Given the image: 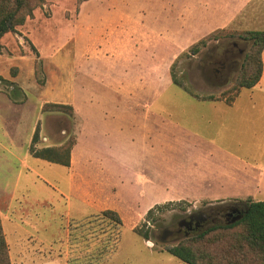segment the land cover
Segmentation results:
<instances>
[{
  "label": "rangeland",
  "instance_id": "rangeland-1",
  "mask_svg": "<svg viewBox=\"0 0 264 264\" xmlns=\"http://www.w3.org/2000/svg\"><path fill=\"white\" fill-rule=\"evenodd\" d=\"M79 2L43 0L33 10L32 17L18 26L15 34L8 33L0 45L4 60L16 58L19 66L11 65L0 75V145L5 150H14L19 158L23 151L29 153L36 129L35 149L72 144L71 150H81L82 126L94 133L97 123L111 124L114 116H131L135 111L144 114V103L157 97L158 93H164L165 97L170 95L172 99L189 98V94L172 84L171 75L199 98L230 101L238 88L236 78L240 65L250 47L243 37L248 31L264 30V0H85L82 3L92 8L87 7L84 12ZM160 4L169 10L168 21L159 18ZM104 5H108L110 11L115 7L116 11L122 9L121 14H132L138 19V26L107 28L109 41L101 43L95 41V35L101 29L98 25L102 21H94L89 23L94 31L88 37L91 40H86L81 35V14L94 15V18L101 14L102 17L104 11L97 12L96 9ZM132 29L134 32H129ZM142 36H148L147 42ZM203 40L205 44L199 46L198 53L190 54L191 48ZM145 45L146 51L151 50L149 57L133 58L126 53L134 49L133 46L138 49ZM113 50L120 51L122 56L114 57ZM149 67L152 68L151 76L148 75ZM125 80L131 83L129 89H117L118 81L124 85ZM14 88H17L15 97L10 94ZM47 103L71 106L72 116L66 112L42 111ZM169 105L170 113L174 115L179 111L193 114L195 110L192 105L179 101ZM153 109L155 112L157 107ZM91 139L93 143L98 142L97 136ZM7 158L9 161L5 166L0 163V183L7 184L8 197L14 200L10 219H15V231L8 240L20 248L24 239L26 245L23 246L28 256L33 257L28 264H64L61 258L53 261L44 258L59 255L65 248L67 223H78L101 205L95 203L84 208L77 200L68 201L59 195L64 191L65 167L30 155L26 164L32 171L24 168L18 178L17 158L10 155ZM87 170L85 174L96 181L98 171L95 166H89ZM78 174L80 181L81 172ZM244 199L223 197L169 202L154 206L149 217L137 219L126 217L131 214L127 208L133 204L125 193L124 203H119L125 208L121 212L123 227L117 249L100 264H183L166 249L194 234L169 235L162 240V231H174L179 220L197 210L229 205L244 207L240 204ZM22 214H27L28 218ZM4 228L7 233L8 222L4 223ZM135 230H147V239ZM26 233L43 238L53 251L27 244L22 236ZM105 236L101 242L92 241L87 247L80 240H67L66 261L77 262L86 254L95 255L105 244ZM221 246L218 242L214 248ZM17 252L16 249L12 251L14 260ZM247 254L246 262L256 264L255 256Z\"/></svg>",
  "mask_w": 264,
  "mask_h": 264
},
{
  "label": "crops",
  "instance_id": "crops-1",
  "mask_svg": "<svg viewBox=\"0 0 264 264\" xmlns=\"http://www.w3.org/2000/svg\"><path fill=\"white\" fill-rule=\"evenodd\" d=\"M159 6L161 11L159 18L163 19V22L168 21V8L162 4ZM87 7L91 6L86 3L80 6L82 12L87 10ZM111 9L112 11L108 5L97 7V12L104 11L102 17L101 14H96L95 18L94 15L81 14L83 38L91 40L88 37L94 31L91 29L93 25L89 23L94 21L99 23L102 21L101 25H98L101 29H98L95 35V41L101 43L109 41L107 28L138 26V19L132 14H121L119 12L122 9L116 11L115 7ZM109 30L111 33V29ZM114 32L116 30H113ZM7 34L0 39V45H3ZM133 47L134 49L126 52L127 55L133 58H140L143 55L149 57L148 53L151 50L146 51V45L138 49ZM112 53L116 58L122 56L120 51L113 50ZM261 57L263 66L258 83L250 89L242 88L231 101L201 99L188 94L189 98L180 100L158 93L157 97L144 103V114H136L135 111L131 116H114L111 124L97 123L94 133H90L89 129L84 130L85 127L82 126V147L81 150L70 152V165L65 167L67 172L64 191H60L59 195L65 196L68 201L77 200L84 208L96 203L101 205L96 207V211L112 210L120 219H123L124 215L121 212L125 207L119 203H124L125 193L129 195L133 204L127 208L131 214L125 216L137 219H142L154 206L183 200L195 202L201 198L210 200L245 197L244 200L250 198L253 201H264L263 51ZM4 59L0 55V75L11 65L18 66L16 58L8 62ZM149 68L148 75L151 76L152 68ZM125 82L122 85L118 81L117 89L128 90L131 83L127 80ZM173 96L175 97V94ZM68 97L72 98L71 95ZM174 101L192 105L194 113L186 114L179 111L175 115L171 114L168 107ZM154 106L157 107L155 112ZM136 107L138 104L135 102L134 108ZM96 136L98 142L93 143L91 138ZM0 149V163L4 166L9 161L7 155L17 158L20 166L18 178L22 176L24 168L32 171L26 164L27 157L30 156L28 150L20 153L22 157L19 158L14 150H5L2 145ZM89 166H95V170L98 171L96 181L85 174ZM78 171L81 172L80 181L77 179L80 176ZM6 186L7 184L0 183V222L9 259L11 264H28L33 257L28 256L24 239L20 248L8 240V236L11 238L14 234L15 219H10L14 200L13 197H8ZM48 201L50 202V199ZM22 216L28 218L27 214ZM5 222H8L9 227L7 233L4 228ZM68 225L67 223L65 227L63 248L65 253L62 249L59 255H49L44 258L45 260L61 258L64 264H67ZM22 236L26 238L27 244L32 243L43 250L53 251L49 243L33 233ZM14 249L18 251L16 260L12 256Z\"/></svg>",
  "mask_w": 264,
  "mask_h": 264
},
{
  "label": "trees",
  "instance_id": "trees-1",
  "mask_svg": "<svg viewBox=\"0 0 264 264\" xmlns=\"http://www.w3.org/2000/svg\"><path fill=\"white\" fill-rule=\"evenodd\" d=\"M80 4L85 0H79ZM43 0H0V38L6 34H15L16 28L24 24L27 18L32 17V12L39 7ZM243 40L250 44L248 51L243 57L237 74L236 83L238 88L234 96L239 91L250 89L255 86L262 74V51L264 49V30L248 31ZM205 41L194 45L190 54L195 55L199 51V46L204 45ZM32 51L36 54L33 46ZM171 82L187 94L199 98L192 94L188 87L171 75ZM17 88L10 94L15 97ZM213 100V98H201ZM230 100V101H231ZM44 112H62L72 116V107L69 105L46 104L43 106ZM37 129L31 138L29 153L32 157L42 161L69 167L70 152L72 144L62 145L61 147H45L35 149L37 142ZM243 212L240 220L232 224H216L204 229L201 233L187 237L175 246L166 249V252L177 258L183 264H248L247 253H251L256 258V264H264V201H253L250 198L243 202ZM152 210L148 211L149 217ZM72 223V222H71ZM68 225V242L80 240L87 247L92 241L101 242L105 236V244L101 250L97 249L95 255H85L76 260L67 261V264H100L102 259L111 257L119 243L122 232V221L118 214L112 210L96 211L88 217L81 219L78 223ZM138 231V232H137ZM135 233L143 239H147V230ZM221 243L220 248L216 247ZM244 250L247 253L244 254ZM0 264H11L8 254V247L0 222Z\"/></svg>",
  "mask_w": 264,
  "mask_h": 264
},
{
  "label": "flooded vegetation",
  "instance_id": "flooded-vegetation-1",
  "mask_svg": "<svg viewBox=\"0 0 264 264\" xmlns=\"http://www.w3.org/2000/svg\"><path fill=\"white\" fill-rule=\"evenodd\" d=\"M232 209H237L240 214L243 212V207L238 205H229L226 207L219 206L216 208H209L206 211L197 210L191 212L176 223V229L174 231L168 229L163 230L160 238L163 240L169 235L188 236L198 234L212 225L221 224V222L222 224H227L238 213L234 212L230 216L229 213Z\"/></svg>",
  "mask_w": 264,
  "mask_h": 264
},
{
  "label": "water",
  "instance_id": "water-1",
  "mask_svg": "<svg viewBox=\"0 0 264 264\" xmlns=\"http://www.w3.org/2000/svg\"><path fill=\"white\" fill-rule=\"evenodd\" d=\"M234 212H238V213H237V215L234 216V217L232 218V220H231L229 223H227V224H232V223H234V222L240 220V218H241V214L239 213V211H238L237 209H232L231 212L229 213V215L231 216L232 213H234Z\"/></svg>",
  "mask_w": 264,
  "mask_h": 264
}]
</instances>
